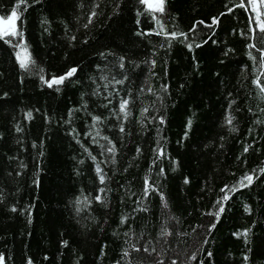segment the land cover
Masks as SVG:
<instances>
[{
	"label": "trees",
	"instance_id": "obj_1",
	"mask_svg": "<svg viewBox=\"0 0 264 264\" xmlns=\"http://www.w3.org/2000/svg\"><path fill=\"white\" fill-rule=\"evenodd\" d=\"M240 2L0 0L3 264H264V4Z\"/></svg>",
	"mask_w": 264,
	"mask_h": 264
},
{
	"label": "snow or ice",
	"instance_id": "obj_2",
	"mask_svg": "<svg viewBox=\"0 0 264 264\" xmlns=\"http://www.w3.org/2000/svg\"><path fill=\"white\" fill-rule=\"evenodd\" d=\"M140 2L142 4H146L148 6V9L151 10V12L155 13V12H163L164 11V0H140ZM248 4L251 5L252 9L254 11H257V18H259V5L257 3V0H247ZM20 3L23 4L25 3V0H20ZM261 4H264V0H260ZM240 7H245V3L244 0H241V2L239 3ZM93 15H95V13H93ZM20 18L19 16V5L16 8H13L11 11V14L8 15L6 18L4 16H0V37H16L17 35L22 36V33L17 31V26H16V22L17 20ZM155 18V17H153ZM91 22V20L89 21ZM217 21L214 18L213 19V23L215 24ZM260 30L264 31V24H260ZM163 32V28H161V33ZM161 33H156L157 35L161 34ZM177 35H184L183 33H177V32H172L171 33V37L173 39H175L177 37ZM199 46V45H197ZM189 47H191V45H189ZM22 50L20 52L16 53L17 56V60L20 63V67L21 68H26L28 66V62L30 61V57L27 54V48L26 47H22ZM264 55V54H262ZM261 67H264V60H262L261 63ZM76 69L73 68L71 70H69L65 76H61L59 78H53L51 81L48 82L49 87H51L53 84L59 85L61 84L65 79H67L68 77H71L74 73H75ZM261 92L264 93V87H261ZM127 105H128V101L124 100L121 102L120 104V111L122 113H126V109H127ZM31 114H29L30 116ZM95 119V118H94ZM229 123H231V118H229ZM161 123H163V120L161 119ZM191 123V121H189V124ZM121 131H123V128L121 129ZM110 151H112V149H110ZM245 151H247V149H245ZM99 171V169H98ZM163 171V170H161ZM244 179L247 180L248 184L252 183V177L251 176H246ZM101 182H103V176H101ZM243 184V182H241ZM146 187H145V192L148 191V183L147 181L145 182ZM246 186V185H244ZM163 199V197H162ZM224 199H228L227 196L224 197ZM97 200H99V197H97ZM15 210V209H13ZM223 209H221L222 211ZM219 215V213H217V216ZM0 264H3V257H0ZM29 264H31V261H29Z\"/></svg>",
	"mask_w": 264,
	"mask_h": 264
}]
</instances>
